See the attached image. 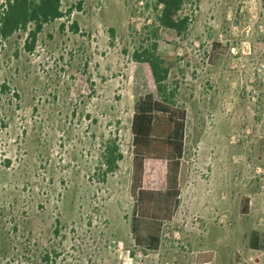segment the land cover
Instances as JSON below:
<instances>
[{
	"label": "rangeland",
	"instance_id": "374dc122",
	"mask_svg": "<svg viewBox=\"0 0 264 264\" xmlns=\"http://www.w3.org/2000/svg\"><path fill=\"white\" fill-rule=\"evenodd\" d=\"M62 11L32 52L23 32L0 40V264H264V236L250 246L264 235V0H189L181 36L152 0ZM152 42L179 59L167 83L188 114L181 204L158 251L131 232L134 104L156 93L133 55ZM165 173L147 161L145 187Z\"/></svg>",
	"mask_w": 264,
	"mask_h": 264
},
{
	"label": "trees",
	"instance_id": "16d2710c",
	"mask_svg": "<svg viewBox=\"0 0 264 264\" xmlns=\"http://www.w3.org/2000/svg\"><path fill=\"white\" fill-rule=\"evenodd\" d=\"M152 1L158 12L160 27L179 36L188 31L190 17L184 14V8L189 0ZM63 16L62 0H2L0 40H8L15 33L23 32L27 35L24 48L32 52L45 25L52 24ZM64 27L63 25L62 29ZM73 28L77 29L76 22ZM133 58L150 67L156 93L141 96L134 104L131 123V194L134 198L131 232L139 249L158 251L162 245L165 226L173 220L181 204L180 173L186 154L188 114L185 108L176 103V92L167 83L171 71L178 67L179 59L160 55L155 42L134 52ZM106 155L110 167H115L117 160L122 159V155L117 154V148H108ZM149 160L166 163L165 188L145 187V168ZM248 212L249 199L245 198L242 213ZM263 236L258 231L252 232L251 249H262Z\"/></svg>",
	"mask_w": 264,
	"mask_h": 264
}]
</instances>
